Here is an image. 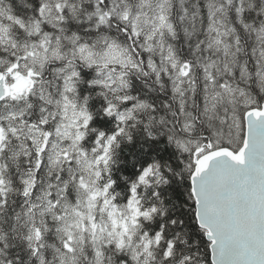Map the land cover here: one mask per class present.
<instances>
[{
    "label": "snow or ice",
    "instance_id": "1",
    "mask_svg": "<svg viewBox=\"0 0 264 264\" xmlns=\"http://www.w3.org/2000/svg\"><path fill=\"white\" fill-rule=\"evenodd\" d=\"M0 264H264V0H0Z\"/></svg>",
    "mask_w": 264,
    "mask_h": 264
}]
</instances>
